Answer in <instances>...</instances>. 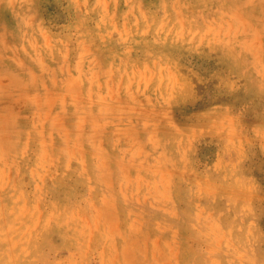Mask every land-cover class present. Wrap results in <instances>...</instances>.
Masks as SVG:
<instances>
[{"label":"clouds","instance_id":"1","mask_svg":"<svg viewBox=\"0 0 264 264\" xmlns=\"http://www.w3.org/2000/svg\"><path fill=\"white\" fill-rule=\"evenodd\" d=\"M0 264H264V0H0Z\"/></svg>","mask_w":264,"mask_h":264}]
</instances>
